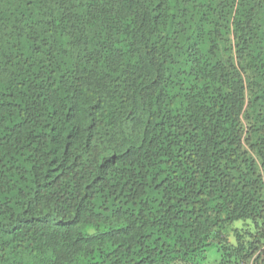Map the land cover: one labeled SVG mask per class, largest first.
Here are the masks:
<instances>
[{
	"label": "trees",
	"instance_id": "1",
	"mask_svg": "<svg viewBox=\"0 0 264 264\" xmlns=\"http://www.w3.org/2000/svg\"><path fill=\"white\" fill-rule=\"evenodd\" d=\"M0 264H264V0H0Z\"/></svg>",
	"mask_w": 264,
	"mask_h": 264
},
{
	"label": "rangeland",
	"instance_id": "2",
	"mask_svg": "<svg viewBox=\"0 0 264 264\" xmlns=\"http://www.w3.org/2000/svg\"><path fill=\"white\" fill-rule=\"evenodd\" d=\"M235 226H240V223H236ZM215 256L216 255L214 253H211L209 256L210 260L212 261L215 258Z\"/></svg>",
	"mask_w": 264,
	"mask_h": 264
}]
</instances>
